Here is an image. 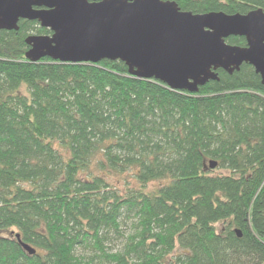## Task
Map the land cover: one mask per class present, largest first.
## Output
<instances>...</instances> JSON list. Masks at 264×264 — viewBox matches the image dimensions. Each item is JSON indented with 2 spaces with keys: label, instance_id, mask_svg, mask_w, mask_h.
I'll return each mask as SVG.
<instances>
[{
  "label": "trees",
  "instance_id": "obj_1",
  "mask_svg": "<svg viewBox=\"0 0 264 264\" xmlns=\"http://www.w3.org/2000/svg\"><path fill=\"white\" fill-rule=\"evenodd\" d=\"M171 1L264 11V0ZM18 26L0 30V264H264V84L252 66L188 93L121 61L28 62L25 38L50 31Z\"/></svg>",
  "mask_w": 264,
  "mask_h": 264
},
{
  "label": "water",
  "instance_id": "obj_2",
  "mask_svg": "<svg viewBox=\"0 0 264 264\" xmlns=\"http://www.w3.org/2000/svg\"><path fill=\"white\" fill-rule=\"evenodd\" d=\"M20 20L50 31L25 38L28 62L121 61L133 77L188 93L218 80L219 69L232 74L248 64L264 84L262 8L192 13L171 0H0V30L16 31ZM230 36L244 37L246 46L226 43ZM16 239L35 253L18 234Z\"/></svg>",
  "mask_w": 264,
  "mask_h": 264
},
{
  "label": "rangeland",
  "instance_id": "obj_3",
  "mask_svg": "<svg viewBox=\"0 0 264 264\" xmlns=\"http://www.w3.org/2000/svg\"><path fill=\"white\" fill-rule=\"evenodd\" d=\"M217 172H220V173H225V171H217ZM156 184H158V183H155V185ZM155 185H153V186H155ZM151 186H149V188H150ZM12 230H14V229H12ZM9 234V231H6L5 232V235H8ZM117 243V242H116ZM116 243H115V245H116Z\"/></svg>",
  "mask_w": 264,
  "mask_h": 264
},
{
  "label": "flooded vegetation",
  "instance_id": "obj_4",
  "mask_svg": "<svg viewBox=\"0 0 264 264\" xmlns=\"http://www.w3.org/2000/svg\"><path fill=\"white\" fill-rule=\"evenodd\" d=\"M231 37V36H230ZM232 37H234V36H232ZM244 38V37H243ZM245 39V38H244ZM243 46H246V41H245V45H243Z\"/></svg>",
  "mask_w": 264,
  "mask_h": 264
}]
</instances>
